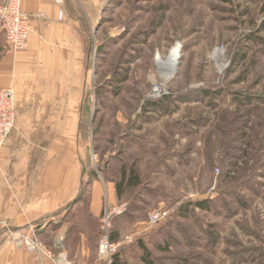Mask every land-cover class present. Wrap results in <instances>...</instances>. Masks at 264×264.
<instances>
[{
	"label": "rangeland",
	"instance_id": "1",
	"mask_svg": "<svg viewBox=\"0 0 264 264\" xmlns=\"http://www.w3.org/2000/svg\"><path fill=\"white\" fill-rule=\"evenodd\" d=\"M80 12L85 84L70 119L83 205L71 221L97 242L105 208L124 205L111 233L131 264H146L144 249L153 264H264V0H104ZM175 47L167 77L159 61ZM156 210L167 214L154 223Z\"/></svg>",
	"mask_w": 264,
	"mask_h": 264
},
{
	"label": "crops",
	"instance_id": "2",
	"mask_svg": "<svg viewBox=\"0 0 264 264\" xmlns=\"http://www.w3.org/2000/svg\"><path fill=\"white\" fill-rule=\"evenodd\" d=\"M103 1L63 0L65 16L59 19L56 0H22L24 12L42 17L34 18L14 69H0V87L15 89L17 115L0 148V264H59L47 252L71 264L96 263L98 241L84 230V222L70 219L83 205L84 180L79 128L74 142L70 117L78 116L77 89L85 80L86 28L80 9L96 13ZM1 41L0 61L7 51L5 38ZM88 203L89 215L99 216L100 184ZM5 227L35 234L47 252L18 245Z\"/></svg>",
	"mask_w": 264,
	"mask_h": 264
},
{
	"label": "built area",
	"instance_id": "3",
	"mask_svg": "<svg viewBox=\"0 0 264 264\" xmlns=\"http://www.w3.org/2000/svg\"><path fill=\"white\" fill-rule=\"evenodd\" d=\"M60 5L59 19L65 16L63 0H56ZM35 17L22 9V0H0V29L4 35L7 51L0 61V69L13 70L15 56L18 51L26 48ZM158 92V89L155 90ZM161 95V93H159ZM16 101L15 89L11 86L0 87V148L8 140L16 124ZM125 211L124 205L114 206L109 204L105 208L104 216L101 220V232L98 239V253L95 264H112L113 256L120 250L123 242L112 239L111 220L115 215H120ZM167 214L166 211L156 210L151 214V221L158 222ZM6 228V227H5ZM14 237L18 245H25L30 251H45V246L34 235H24L20 232L8 230ZM47 254L55 259L59 264H71L65 256H53L51 252Z\"/></svg>",
	"mask_w": 264,
	"mask_h": 264
},
{
	"label": "bare ground",
	"instance_id": "4",
	"mask_svg": "<svg viewBox=\"0 0 264 264\" xmlns=\"http://www.w3.org/2000/svg\"><path fill=\"white\" fill-rule=\"evenodd\" d=\"M178 47H175L167 60L159 61L160 72L167 77L173 76L177 71L178 63ZM213 57L218 59L219 51H215Z\"/></svg>",
	"mask_w": 264,
	"mask_h": 264
},
{
	"label": "trees",
	"instance_id": "5",
	"mask_svg": "<svg viewBox=\"0 0 264 264\" xmlns=\"http://www.w3.org/2000/svg\"><path fill=\"white\" fill-rule=\"evenodd\" d=\"M123 183H126V185H131V180L127 178L126 173L124 172L123 174V179L122 182L120 183V185H122ZM118 196H121L122 191L118 190ZM200 207H205L204 203H200L198 204ZM112 239L113 240H117L116 237L112 234ZM143 260L144 262H146V264H153V261L150 259V257L148 256V252L146 249H144V254H143ZM112 264H131L130 262L124 260L122 258V252L121 250H119L114 256H113V260H112Z\"/></svg>",
	"mask_w": 264,
	"mask_h": 264
}]
</instances>
